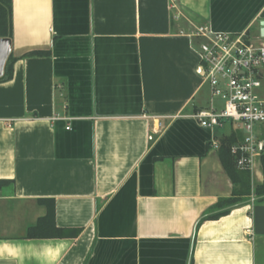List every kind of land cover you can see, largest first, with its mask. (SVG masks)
Returning <instances> with one entry per match:
<instances>
[{
    "label": "crops",
    "instance_id": "obj_1",
    "mask_svg": "<svg viewBox=\"0 0 264 264\" xmlns=\"http://www.w3.org/2000/svg\"><path fill=\"white\" fill-rule=\"evenodd\" d=\"M11 8L17 59L0 81V264H264V198L251 192L214 207L233 183L212 142L235 127L191 117L210 93L187 35L207 25L259 41L264 0ZM30 51L48 54L22 56ZM257 130L252 190L263 182L264 125ZM49 203L55 225L76 236H27Z\"/></svg>",
    "mask_w": 264,
    "mask_h": 264
},
{
    "label": "built area",
    "instance_id": "obj_2",
    "mask_svg": "<svg viewBox=\"0 0 264 264\" xmlns=\"http://www.w3.org/2000/svg\"><path fill=\"white\" fill-rule=\"evenodd\" d=\"M187 35L193 38L201 77L210 93L208 106L191 117L202 127L228 123L240 130L242 140L231 147V154L238 168L250 170L260 151L257 126L264 125V97L260 94L264 38L255 42L245 34L216 32L207 25L195 27ZM212 145L218 148V141Z\"/></svg>",
    "mask_w": 264,
    "mask_h": 264
},
{
    "label": "trees",
    "instance_id": "obj_3",
    "mask_svg": "<svg viewBox=\"0 0 264 264\" xmlns=\"http://www.w3.org/2000/svg\"><path fill=\"white\" fill-rule=\"evenodd\" d=\"M12 0H0V37H12ZM48 51H30L22 56H43L47 55ZM17 58L10 53L7 58L4 73L0 77V81L10 79L12 75V65ZM242 140V132L236 128H232L228 133L221 135L218 141V155L221 164L230 177L233 183L232 194L230 197L221 199L215 204V209L227 208L237 204L243 200L251 192L256 198H264V154H261L262 170H263V182L255 189H251L250 184V170L240 169L236 163V157L231 154V147L240 143ZM7 183L6 181H0V185ZM228 210L210 215L209 218H217L222 214L227 213ZM79 230L65 231L57 227L54 223V208L52 203L47 206V212L45 216L39 218L37 222L27 229V236L29 237H62V236H76Z\"/></svg>",
    "mask_w": 264,
    "mask_h": 264
},
{
    "label": "water",
    "instance_id": "obj_4",
    "mask_svg": "<svg viewBox=\"0 0 264 264\" xmlns=\"http://www.w3.org/2000/svg\"><path fill=\"white\" fill-rule=\"evenodd\" d=\"M260 35L264 37V20L260 21ZM11 51H12L11 39L7 37H0V77L4 73V67Z\"/></svg>",
    "mask_w": 264,
    "mask_h": 264
},
{
    "label": "rangeland",
    "instance_id": "obj_5",
    "mask_svg": "<svg viewBox=\"0 0 264 264\" xmlns=\"http://www.w3.org/2000/svg\"><path fill=\"white\" fill-rule=\"evenodd\" d=\"M234 126V125H233Z\"/></svg>",
    "mask_w": 264,
    "mask_h": 264
}]
</instances>
